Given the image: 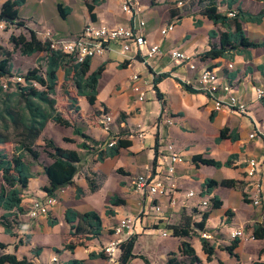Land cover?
<instances>
[{"label":"crops","instance_id":"obj_1","mask_svg":"<svg viewBox=\"0 0 264 264\" xmlns=\"http://www.w3.org/2000/svg\"><path fill=\"white\" fill-rule=\"evenodd\" d=\"M6 1L13 0H0V13ZM57 1L63 7L69 8L70 12L65 19H61L57 12V17L52 19L49 26H43V30H51L58 38H73L69 37L72 33L71 25L77 26V34L89 22L109 26H132L131 15L121 11V0H98L92 11L94 21L86 8L87 0ZM133 1L139 5V17L145 22L142 33L148 44L159 46L161 54L146 58L140 55L134 46H131L128 52H122L118 43H111L103 56L90 59L89 74L99 67L103 68L94 104L90 105L84 97L76 96L78 111L70 120L72 127L64 128L48 122L40 136L52 139L59 148L78 153L80 162L73 183L56 192L57 203L50 208L46 216L31 219L27 216L28 207L34 199L45 195L41 189L48 185V181L42 173L43 165L51 161L45 159L44 163L38 160L27 164L31 178L22 196L21 208L25 213L17 218L21 223L12 230L13 236L5 234L0 225V243L6 245L4 250H0V255L14 254L18 259L26 257L32 264H51L50 259L57 257L58 253L56 255L48 247L52 246L56 252L60 251L55 245L42 244L34 238L39 234L42 236L47 233H61L63 238L59 245L65 240L70 241L71 224L66 222L65 215L67 210H72L79 214L95 212L101 218L102 231L98 238L88 240V248L79 250V247L71 246L68 251L59 253L58 264H68L70 260L82 261L83 264H113L104 255H90L98 254L97 247L100 244L106 245L112 239L111 229L120 218L135 219L133 228L137 240L144 231L154 232L177 225L182 216L190 217L193 228V223H199L203 215L194 214L193 209L203 210L201 202L211 201L212 197H216L221 203L219 208L210 210L206 207L210 212L205 220L204 230L195 232H207L212 236L209 243L214 247L215 254L208 264H218V261L223 264H245L249 261L264 263V240L238 239V247L234 250L238 258L218 249L233 241V231L242 230L245 235H251L252 227L263 222L262 209L251 203V197L254 196L251 184L260 183L264 197V104L255 94L257 87H264V46L239 49L238 52L229 51L224 57L203 60L201 55L209 50L211 44H219V36L226 31L225 28L219 24L214 25L200 13H182L179 9L181 7L177 5L179 0ZM27 2L28 0L18 8V17L25 24V27H19V30L21 29L24 35L27 29L32 30L37 38L43 41L37 32L42 29L36 27L34 22L27 20L20 12ZM217 2L218 11L224 15L230 11L236 12L237 9L252 15L264 12V1L237 0L231 9L226 6L227 0ZM160 7L162 11H159ZM42 10V6L38 4L35 14L38 15L39 22L45 21ZM173 10L179 19L172 18ZM77 11L85 14V22L82 24H78ZM171 22L175 23L173 30L162 36L161 30ZM242 30L248 40L264 44V17L258 24L242 23ZM212 31L214 35L210 38ZM173 50L190 56L195 70H190L185 63L171 59L169 53ZM202 68H211L217 74L220 84L230 86L232 93L246 104L247 111L244 115L227 109L213 110L206 94L198 89L197 72ZM13 69L12 64V71ZM134 73L151 84V87L146 88V98L143 102H138L130 89L129 78ZM63 83L64 72L60 69L57 71L56 87L58 84L62 86ZM103 111L113 118L109 133H105L101 126ZM167 119L171 120V124H167ZM73 127L87 135L90 140L75 135ZM223 128L235 133L237 138L234 141L226 139L216 143L215 140ZM141 131L143 136L140 138L138 133ZM252 133L256 134L255 138L249 137ZM64 138L72 142H64ZM111 138L129 141L130 145L120 149L117 155L98 161L97 151L105 150ZM38 142L42 143L40 139ZM81 143H85L88 148H79ZM169 144L173 145V150L183 158V162L175 165L174 174L169 181L175 185L172 194L177 203L174 207L169 206L166 199L150 197L135 191L132 186V181L138 175L159 177V167L168 164L166 147ZM194 155H202L222 164L230 157L234 158L228 167H196L191 162ZM250 158L257 159L262 164L260 171L253 178L246 177L247 160ZM207 179L218 182L234 180L238 184L235 188L217 187L209 195H202V186ZM90 184L95 187L93 192L90 190ZM188 191H193L194 196L186 198ZM114 197L123 200L124 204L111 205L110 199ZM153 204H159L161 212L155 213L152 210ZM165 232V237L171 236L169 229ZM177 239L172 249L164 250L165 261L168 252L178 250L181 239ZM186 241L191 242L190 238ZM67 244L68 242L63 246ZM191 246L201 260L200 264H207L201 257L200 240L191 242ZM132 255L127 264H151L145 257L136 254L134 248Z\"/></svg>","mask_w":264,"mask_h":264},{"label":"trees","instance_id":"obj_2","mask_svg":"<svg viewBox=\"0 0 264 264\" xmlns=\"http://www.w3.org/2000/svg\"><path fill=\"white\" fill-rule=\"evenodd\" d=\"M25 1L26 0H13L4 3L2 12L0 13V20H3L7 24L6 27L12 25L25 27L23 21L18 17V8L21 7ZM217 1L218 0H198L201 6L199 13L214 25L219 24L226 29V31L219 36V44H211L209 50L201 55L203 60H214L224 57L229 51L238 52L239 49H255L264 46L263 43H256L248 40L244 36L242 30V23H260L264 17L263 11L252 15L237 9L236 12L232 11L234 13L233 17H228L218 11ZM97 2L98 0L86 2V8L92 21H94L92 11ZM236 2L237 0H227V8L231 9L232 5ZM56 8L61 19H65L70 12L69 8L63 7V5L59 3ZM176 15L177 13L174 10L171 11L172 18L176 17L179 19L180 17ZM27 34L28 36L24 34L18 36L11 34L8 38V42L12 45L13 50H17L21 56L31 57L35 54L44 53V71L40 72L37 68L27 70L22 76L24 84L15 85V90L10 94H2L0 88V94H2L3 97L1 99L2 106L0 107V122L2 123V129L4 131V133H0V145L6 144L11 140L15 143L14 152L10 157L4 152H0V174L3 182V185L0 186V210L4 211V214L0 217V225L4 228L5 234L10 236L14 235L11 223L14 219H17L19 215L25 213L21 208L22 196L31 178L29 166L24 161L25 156H28L32 162H37L43 154L45 159L51 161L49 164L43 165L42 171L47 178L48 185L41 190L48 196H55L59 189L71 185L74 176L78 172L77 165L80 162V158L76 151L59 148L52 139L40 137L48 122H53L64 128L72 127L71 122L61 117L57 112L55 108L56 101L51 97L54 95L57 85V71L61 69L64 72V83L62 87H65L68 82H72L76 96L84 97L88 104L93 105L97 95L98 80L103 70L102 67H99L96 71L89 74V58L85 59L82 63H74L67 55L52 51L46 41H41L37 38L34 31L27 29ZM213 35L214 32L212 31L210 33V38H212ZM11 56L12 53L10 51L0 46V80L13 77ZM14 97L17 98L15 101H13ZM261 103L264 104V99L261 100ZM10 128L13 129L15 133L14 139L9 136ZM73 132L84 140H90L87 135H84L75 127H73ZM236 138L237 135L235 133L229 132L227 128H223L215 141L216 143L226 139L234 141ZM39 139L43 145L37 143ZM63 140L67 143L72 142V140L67 138ZM93 144L96 145V143ZM129 145V141L117 139L113 147H107L105 150L97 151V160L103 161L105 158L113 157L119 153L120 149L128 148ZM37 146H39L40 150L36 149ZM79 148L87 149L88 146L85 143H81ZM233 158V156L230 157L222 164L214 159L205 158L202 155H194L191 158V162L196 167L202 165L220 168L222 166H230L231 159ZM237 184L238 183L234 180H221L218 182L213 179H207L203 183L201 194L209 195L212 190L217 187L235 188ZM90 190L92 192L95 190L92 184H90ZM79 191L80 190H78V192ZM211 202L212 205L209 207L210 210L218 209L221 204L216 197H212ZM110 204L119 206L123 205L124 201L114 197L110 199ZM209 212L210 211L204 212L201 221L199 223H193V228L191 227V219L187 216H182L179 224L168 227L171 231V236L179 238L181 241L177 253L171 252L168 254L166 259L167 264H183L177 256H180L181 259L184 258L186 260L185 262H187L186 264L201 263L195 250L186 239L190 238L192 231L197 232L204 230L205 220ZM107 214H110V210L107 211ZM10 218L12 220H10ZM65 220L68 224H71L70 237L83 235L87 240H92L98 238L101 234V218L95 212L79 214L75 211L67 210ZM252 236L253 240H264V221L252 227ZM199 239L202 251L206 256V261L211 262L215 254L214 247L209 241L201 237ZM135 240L136 238L133 236L121 244L119 264H127L133 257L132 251ZM238 244L239 240L234 239L229 245L221 247L220 249L231 257L238 258L237 254L234 253ZM5 248L6 245L0 243V250H4ZM64 248L69 249L70 246L67 244ZM103 255L102 253L96 255L91 254L90 257H103ZM144 261L146 262V260ZM0 264H32V262L26 257L18 259L14 254L3 253L0 255ZM68 264H83V262L70 260ZM218 264L223 263L218 261ZM252 264L264 263L256 261Z\"/></svg>","mask_w":264,"mask_h":264},{"label":"built area","instance_id":"obj_3","mask_svg":"<svg viewBox=\"0 0 264 264\" xmlns=\"http://www.w3.org/2000/svg\"><path fill=\"white\" fill-rule=\"evenodd\" d=\"M178 7L182 6V2L177 3ZM121 11L125 14L131 15L132 26L124 27L122 25L109 26L107 24H97L89 22L84 25L81 30L71 39L58 38L55 34L45 29L38 36L49 44L52 51L60 52L70 57L74 63H82L85 59L103 56L107 47L111 43H118L122 52H128L131 46H134L138 53L146 58H152L161 54L160 48L156 44H148L142 30L145 27V22L139 17L141 9L137 2L133 0H121ZM228 17H233V12L227 13ZM177 19V18H176ZM6 23L0 20V30H4ZM175 23L171 22L161 30V35L165 36L173 30ZM144 51V52H143ZM169 57L181 63L188 65L190 70H195V65L190 56H187L179 50H173L169 53ZM199 81V90L202 91L213 105L214 111L227 109L231 112L244 115L247 111L246 104L241 101L235 94L232 93L229 85L218 82L217 74L211 68H202L197 72ZM130 89L136 95L138 102H143L146 98V88L151 84L142 79L137 73H134L129 78ZM8 82L14 85L24 84V79L21 75H14L8 78ZM8 83H4L3 87H7ZM151 87V86H150ZM257 99H264V87H257L255 89ZM101 126L105 133L110 132V126L113 123V118L110 114L101 113ZM167 124H171V120L167 119ZM143 132L138 133V137H142ZM250 138H255L256 134L252 133ZM117 139L111 138L107 147H113ZM166 159L168 164L160 166L157 170L159 177L148 175H138L132 181V186L135 191L146 194L150 197H157L166 199L168 205L174 207L177 203L172 191L175 189L173 182L169 183L174 174L175 165L183 162L181 155L173 150V145L169 144L166 147ZM262 164L259 160L250 158L247 160L246 177L253 178L260 171ZM254 196L251 197V203L255 207H260L261 219L264 221V197L261 194L260 183L254 182L251 184ZM175 191V190H174ZM193 191L186 193V198L194 196ZM57 203L55 196L44 195L43 197L34 199L27 210V216L31 219L40 216H46L51 207ZM212 202L210 200H203L201 206L203 208L210 207ZM152 210L155 213L161 212L159 204H153ZM134 218L122 217L117 224L111 229L112 239L102 248V253L106 259L113 264H119L120 246L122 243L134 236ZM162 236H167L166 232H162ZM199 236L205 240H211L212 236L207 232H200ZM231 238L253 240V236L245 235L242 230H236L231 233ZM51 264H58V258L53 256L50 259Z\"/></svg>","mask_w":264,"mask_h":264},{"label":"rangeland","instance_id":"obj_4","mask_svg":"<svg viewBox=\"0 0 264 264\" xmlns=\"http://www.w3.org/2000/svg\"><path fill=\"white\" fill-rule=\"evenodd\" d=\"M76 1V0H75ZM79 1V0H77ZM88 2L91 0H87ZM176 1V0H175ZM180 2H182V6L181 8V12L182 13H187V12H192L194 11L195 13H199L201 10V6L198 3V0H179ZM57 0H28L27 5L20 11L23 16L27 17V20H30V22H34L36 24V27H38L39 29L43 30V26H46L50 23H52V19L57 17ZM38 4H40L42 6V12H43V18L45 21L43 22H39L38 21V15L35 14V9L36 7H38ZM163 9L160 7L159 11H162ZM85 14H83L82 11H77V21L78 24H82L85 22ZM76 29L77 26L75 25H71V36L69 37H74L76 35ZM42 30H38L37 32H39V34H41L43 31ZM20 31V32H19ZM13 34L15 36H18L20 34H23L21 29L19 30V26H8L5 27L4 30H0V46L7 50L10 51L12 53L11 56V60H12V64H13V76L14 75H21L23 76L27 70L29 69H33V68H37L39 69L40 72L44 71V67H45V54L44 53H40V54H35L31 57H27V56H21L19 54V52L17 50H13V47L11 44H9L8 42V38L9 36ZM25 35L28 36L27 32H25ZM40 37V36H39ZM71 39V38H70ZM4 83H8L7 87H3ZM15 85L12 84L11 82H8V78H3L0 80V88L2 90V94L6 93V94H10L15 90ZM2 94H0V107L2 106V101L1 99ZM52 98L55 99L56 101V109L57 112L61 115V117L67 119V120H71L73 119V117H75L74 115L76 114V112L78 111L77 108V100H76V93L74 90V87L72 86V82H68L66 84L65 87H62L60 84H58V86L56 87L55 93L53 96H51ZM17 98L14 97L13 101H15ZM63 132L65 131L63 128L61 129ZM0 133H4L3 129H2V123L0 122ZM14 132L13 129H9V136L14 139ZM37 143H39L37 141ZM41 145H43V143H40ZM15 149V143H13V140H11L10 142L0 145V152H4L7 154L8 157H10L12 155V153L14 152ZM37 150H40L39 146H37L36 148ZM39 160H41L43 163L46 162L45 160V156L42 154L41 157L39 158ZM24 161L27 164H31L32 160L28 157L25 156ZM3 185L2 182V178H1V174H0V186ZM209 209V207H208ZM205 211H207V208L203 210H199V208H195L193 209V213L194 214H198V213H204ZM3 215V211L0 210V217ZM155 216V215H154ZM10 220H12L10 218ZM9 220V221H10ZM181 222V221H180ZM179 222V223H180ZM21 221L14 219L13 222L11 223L12 225V229H16L18 227V224H20ZM178 223V224H179ZM169 227V226H168ZM168 227H164L162 230L158 229L157 231L154 232H148V231H144L143 234H141V236L138 238V240H135V247H134V252L136 254H140L143 257H145L147 260H149V262L151 264H167V262L164 260V250L166 248L172 249L176 243H177V238L175 237H163L162 236V232H165ZM153 228V227H152ZM161 228V227H159ZM140 235V234H139ZM3 237V236H1ZM62 234L61 233H47L45 235H40L39 236H35L34 240L37 242H40L42 244H53L58 248V251L60 252H56L54 247L50 246L48 247L49 250H52L55 252V254L59 255V253L61 252H65L68 251L67 249L64 248V243L68 242V245L75 248V247H79L80 249H86L88 248L87 245L88 240L85 236L83 235H75L73 237H70V241L69 240H65L61 245L60 241L62 240ZM199 234L195 233V232H191L190 235V240L191 242H195L199 239ZM4 239H8V238H4ZM2 240V239H1ZM209 241V240H208ZM190 242V244H191ZM103 248V245L100 244V246L97 247V253L101 252ZM221 247H219L218 249H220ZM171 252H168L165 256V259H167L168 254ZM174 253H177V251H175ZM57 255V258L59 260V256ZM201 257L202 260H206V256L204 255L202 249H201ZM178 259H180L182 261L183 264H186L187 262H185L186 260L184 258L181 259L180 256H177ZM216 259V258H215ZM214 259V260H215ZM136 261H140V260H136ZM255 262V261H254ZM254 262H245V264H252ZM67 264V263H65ZM141 264V263H140ZM208 264V262H207ZM215 264V263H214Z\"/></svg>","mask_w":264,"mask_h":264}]
</instances>
